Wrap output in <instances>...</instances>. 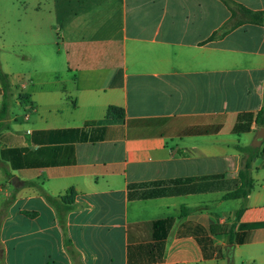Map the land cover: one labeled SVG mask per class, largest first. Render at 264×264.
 I'll use <instances>...</instances> for the list:
<instances>
[{
	"label": "crops",
	"instance_id": "crops-1",
	"mask_svg": "<svg viewBox=\"0 0 264 264\" xmlns=\"http://www.w3.org/2000/svg\"><path fill=\"white\" fill-rule=\"evenodd\" d=\"M21 4L0 264H264V22L224 0Z\"/></svg>",
	"mask_w": 264,
	"mask_h": 264
},
{
	"label": "trees",
	"instance_id": "trees-1",
	"mask_svg": "<svg viewBox=\"0 0 264 264\" xmlns=\"http://www.w3.org/2000/svg\"><path fill=\"white\" fill-rule=\"evenodd\" d=\"M225 3L229 6L231 10V17L236 18V23L240 22H249V23H263L264 22V12H254L251 11L241 5L238 4H231L227 0H224ZM9 81H8V75L1 69L0 67V93L2 94V103H1V108H0V116L4 114L7 110V105H8V92H9ZM20 96V95H19ZM114 108L110 107L108 109L107 115L110 117L112 116V111ZM257 122L259 124H263L264 122V108L261 109L260 113L258 114L257 117ZM241 177H244L246 175V171L241 170L240 171ZM250 188V186H249ZM72 193H67L63 196L59 197H52V196H47L45 195L46 201L53 205V206H58L59 204H64L67 205V209L70 208L72 204ZM239 195V192H233L225 197H236ZM240 214V211L237 213V217ZM60 222L62 224L63 220L62 217L60 218Z\"/></svg>",
	"mask_w": 264,
	"mask_h": 264
},
{
	"label": "rangeland",
	"instance_id": "rangeland-1",
	"mask_svg": "<svg viewBox=\"0 0 264 264\" xmlns=\"http://www.w3.org/2000/svg\"><path fill=\"white\" fill-rule=\"evenodd\" d=\"M22 1L23 0H0V44H3L4 41L15 39L14 38V35H15L14 28L10 27L9 25L11 22H14V23L16 22L14 19V16L16 15L19 16L20 14L19 10L21 8ZM16 8L17 9L19 8V9L17 10ZM6 23L9 24L8 28L6 27ZM3 54L4 53H2L1 58H3ZM4 59H2L0 63V67L3 71L6 70V63ZM227 264H231L230 259H228Z\"/></svg>",
	"mask_w": 264,
	"mask_h": 264
}]
</instances>
